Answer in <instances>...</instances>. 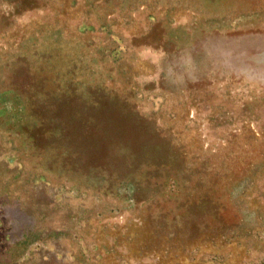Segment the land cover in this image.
Masks as SVG:
<instances>
[{"label": "rangeland", "instance_id": "obj_1", "mask_svg": "<svg viewBox=\"0 0 264 264\" xmlns=\"http://www.w3.org/2000/svg\"><path fill=\"white\" fill-rule=\"evenodd\" d=\"M0 264H264V0H0Z\"/></svg>", "mask_w": 264, "mask_h": 264}]
</instances>
